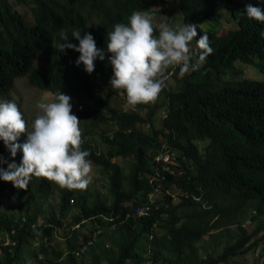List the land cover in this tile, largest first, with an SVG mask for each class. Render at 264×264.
Wrapping results in <instances>:
<instances>
[{"label":"trees","instance_id":"1","mask_svg":"<svg viewBox=\"0 0 264 264\" xmlns=\"http://www.w3.org/2000/svg\"><path fill=\"white\" fill-rule=\"evenodd\" d=\"M169 2L0 0V230L9 234L0 264H79L97 232L110 245L101 242L95 264H230L254 252L264 264V78L226 77L239 62L257 61L264 74V0H175L187 42L176 66L126 46L164 40L157 28L137 30L138 15H164ZM119 74L142 88L128 111L101 93L100 81ZM20 79L54 95L53 115L83 126L71 140L42 125L66 153L57 166H19L25 137L8 100ZM161 153L174 162L158 161ZM90 163L109 174L106 199L80 178ZM6 189L18 214L1 210ZM57 189L60 216L46 207ZM139 205L149 214H137ZM225 233L234 241L202 256L199 242Z\"/></svg>","mask_w":264,"mask_h":264},{"label":"rangeland","instance_id":"2","mask_svg":"<svg viewBox=\"0 0 264 264\" xmlns=\"http://www.w3.org/2000/svg\"><path fill=\"white\" fill-rule=\"evenodd\" d=\"M169 1H171V4L169 2L167 5L168 11L164 15L159 13L154 14V16H150L149 14L138 15V30L144 28H157L165 37V41L160 40V38L156 35H151L145 39H137L128 43L129 47L133 50L147 52L150 55V59L154 63L165 64L166 66H169V63L171 64V62L168 61V52L175 48V54L176 56L179 55L180 59L182 58L183 54L182 50L183 48H186L187 43L184 40V37H182L183 16L178 13V10H176L173 4L175 0ZM229 22L230 21L228 19V21H224V24H230ZM194 36L201 37L202 34L198 33ZM124 76V74H119L112 79L111 83L105 79L100 81L102 85L101 93L103 94V97L107 98L114 107L128 111L131 107H133V101L131 100L133 91L142 90V88L139 82H136L133 79V76L130 75L127 78ZM226 77L229 78L228 80L247 78L261 80L264 78V74L257 65V61L253 64H244L239 62L238 71L236 73L228 74ZM226 77L225 79L227 80ZM169 82V86L172 87L174 85L173 79L170 78ZM108 90L109 92L110 90L113 91V96L106 95L105 92ZM146 96L152 97L150 93L146 94ZM141 100L147 102L144 98H141ZM8 101L12 109L13 120L23 130L22 133L25 137L26 148L23 151L22 156L19 158V166L25 167L29 164L33 165L34 162L45 161H51L55 166H57V164L63 158H65L66 153L63 150L60 140L49 136L42 129V125L45 122L50 123L53 128L61 129L62 132L70 136L71 140H75L76 135L82 130L83 126H77L76 122L72 119L68 120L58 115H53L51 109L55 101L54 95L31 86L27 79H20L18 81L17 88L11 94ZM42 146L45 147L43 148ZM116 160L123 167H128L129 162H131L125 159ZM55 170L60 172L58 167ZM80 178L85 181V186L90 188V192L93 193L94 196L99 195L103 199H106L110 185L108 173L102 171L100 168L90 163L82 171ZM14 181L16 182L15 191L19 192L18 178L15 177ZM60 197V191L58 189L54 190L47 201L49 203L46 206L48 210L54 211L57 216H60ZM1 198H3V205L1 208L2 211L6 210L9 213L16 211L18 214L19 209L17 210V207L12 208V203L9 202L7 195L4 194ZM11 200H14V198ZM76 212L77 208H74L70 213L67 214V216H65L63 220L64 226H69V224L73 221V215ZM253 213V209H249L244 216L245 226L249 230H253L257 226L256 221L252 220ZM95 228H98V226L95 225L93 229ZM61 232H64V228L61 229ZM103 232H105L104 229ZM230 233V235L235 236V238L238 236L236 227H233ZM261 234H258L257 238H260ZM95 237V243L91 248L87 249V252L84 256L79 258V264H95V255L100 254L101 252V242H107V232L101 235L100 232H97ZM60 238H62L61 235H59V239ZM8 241L9 234L4 230H0V254L2 245H7ZM233 241L234 239L231 240L230 236L226 233L221 239H216V237H207L202 239L199 242V246L202 250V256H206L208 253L214 255L221 254L227 244ZM106 244L108 246L110 245V242L108 241ZM261 262L262 255L259 252H254L247 256L233 257L230 261V264H261Z\"/></svg>","mask_w":264,"mask_h":264},{"label":"built area","instance_id":"3","mask_svg":"<svg viewBox=\"0 0 264 264\" xmlns=\"http://www.w3.org/2000/svg\"><path fill=\"white\" fill-rule=\"evenodd\" d=\"M173 154L170 153H161L159 154L156 159L159 160H163L166 163H173L174 159H173ZM153 198V196L151 197ZM136 213L139 215H147L149 214V206L146 205H139L136 209Z\"/></svg>","mask_w":264,"mask_h":264},{"label":"clouds","instance_id":"4","mask_svg":"<svg viewBox=\"0 0 264 264\" xmlns=\"http://www.w3.org/2000/svg\"><path fill=\"white\" fill-rule=\"evenodd\" d=\"M137 26H138V24H137ZM138 30V29H137ZM162 35V34H161ZM145 38H147V37H145ZM144 38V39H145ZM137 40V39H136ZM161 40V39H160ZM164 41H165V37H164ZM132 42V41H131ZM129 43V42H128ZM128 43H126L127 44V46L129 47V45H128ZM176 50H175V48L174 49H172V50H170L169 52H168V61L169 62H171V65H174V66H176V64H177V62H178V57L176 56ZM174 72L172 71L171 72V74L170 75H172ZM11 192L9 191V189H6L5 190V195L6 194H10ZM11 198H13V195H12V197Z\"/></svg>","mask_w":264,"mask_h":264}]
</instances>
